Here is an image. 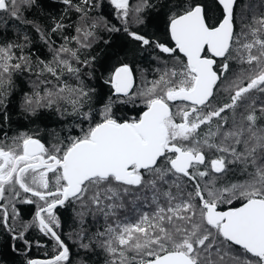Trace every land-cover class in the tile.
<instances>
[{
	"label": "snow or ice",
	"instance_id": "snow-or-ice-1",
	"mask_svg": "<svg viewBox=\"0 0 264 264\" xmlns=\"http://www.w3.org/2000/svg\"><path fill=\"white\" fill-rule=\"evenodd\" d=\"M60 2L79 13L74 24L63 16L41 21L40 10L47 7L42 0H0V20L26 29L22 42L0 44V127L8 120L13 75L25 72L35 79L21 94L23 114L54 108L88 121L87 127L77 124L79 135L69 128L51 148L28 132L0 142V201L11 192L12 218L20 215L13 199L36 205L32 222L21 221L19 231L3 208L0 226L25 245L33 226L54 241L51 259L27 264H72L54 211L67 203L78 205L77 246L85 254L103 249L107 264H264V95L254 94H264V7L259 15L242 11L237 23V0H213L215 8L199 0H167L162 7L174 41L169 47L135 30L157 7L155 0H110L120 26L90 14L96 0ZM73 27L75 35L66 34ZM28 29L52 52L51 60L25 54ZM98 29L122 31L140 48L158 49L176 62L168 67L165 61L158 79L138 93L131 91L133 68L121 63L105 81L112 94L97 98L96 119L95 89L82 78V68L95 57L81 59V52L99 39ZM54 33L63 39L58 46ZM230 61L247 67L225 76ZM221 89L227 98L218 103ZM137 96L144 110L116 118L114 106L135 103ZM98 216L102 230L90 231L89 217Z\"/></svg>",
	"mask_w": 264,
	"mask_h": 264
},
{
	"label": "trees",
	"instance_id": "trees-1",
	"mask_svg": "<svg viewBox=\"0 0 264 264\" xmlns=\"http://www.w3.org/2000/svg\"><path fill=\"white\" fill-rule=\"evenodd\" d=\"M40 2V0H38ZM47 5L40 10L39 18L43 21L46 17L59 18L63 16L66 24H74L78 20L79 13H76L73 9L67 8L60 0H42ZM79 0H74V3H78ZM98 7L93 8L90 13L92 16H102L109 20L111 23L120 26L119 20L115 15V9L111 6L110 0H96ZM135 2V0H133ZM157 7L150 9L146 12L145 24L139 26L137 29L142 34L150 39L164 43L169 47H173L170 35L167 31V10L162 7L167 0H155ZM201 3L207 4L209 7L215 8L213 0H199ZM238 7L236 10L237 23H239L240 13L243 11L248 13L250 10L253 14L259 15L262 7H264V0H238ZM22 12L30 19L37 18L33 11ZM215 18H220V12L215 10ZM48 23H51V19H48ZM215 23V20H213ZM16 21L11 19L0 20V44L5 42H18L23 41V35L25 34V26L16 27ZM9 25H12L9 27ZM47 26V25H46ZM31 42L24 48L25 54L31 56L33 60L37 58L51 60L52 52L49 48L39 39L34 31L28 29ZM68 35H75L74 27L68 28L66 31ZM99 39L92 44L90 49L82 50L81 59L85 57L91 59V64L88 67L82 68V78L85 83L95 89L92 93L93 100L91 102L93 117L98 119L97 113L101 107L98 102L99 97L107 99L112 94L111 85L105 83L110 77L114 69L120 66L121 63H128L133 68V73L136 77V84L132 90V93H138L145 87H150V81L158 79L160 73L158 68H164L165 61H168L167 66L171 67L176 61L170 58L164 53H160L158 49L148 47L142 49L137 42L130 40L124 32H108L106 30H97ZM52 39L56 42V46L63 43V39L59 34H52ZM107 41V43H105ZM75 46V45H73ZM18 51V50H17ZM180 59L184 57L177 53ZM220 60L217 59L219 65ZM230 72L225 76H231L233 73L240 71L241 67H247V65H237L235 61H230ZM83 73H90L89 75H83ZM67 78V77H66ZM34 80L35 76L30 73H15L13 75V81L16 85L12 94L9 97V111L8 120L3 127H0V142H11L10 137H13L19 133L28 132L29 134H36L37 137L45 143L46 147L51 148L55 143H58L63 138L69 135V128H71V135H79L80 124L83 127H87L88 121H80L77 116L65 114L61 116L55 109L42 110L35 116H29L21 112V99L22 92L30 91L29 80ZM70 83H74L69 78ZM257 97H261L264 94L254 93ZM227 98V93L221 89L217 96V102H222ZM141 98L137 96L135 103L117 104L113 108V112L116 118L120 120L131 119L137 117L144 110L143 103L140 102ZM260 100L257 99V104ZM176 105V104H172ZM85 111L88 110V106H85ZM175 110V108L173 109ZM5 133L7 134L5 136ZM51 177L52 174L50 173ZM191 190V184L188 185ZM22 193V190H21ZM30 197L29 194H23ZM12 198L11 192L6 193V198L3 200V208H7L10 216V223L16 226V230L19 231L20 222L24 221L31 223L36 210V205L23 204L18 199L15 201L16 209L20 215L12 218L9 199ZM35 199V198H33ZM42 203V202H41ZM239 204V201L235 202L232 207ZM228 205H221V208L226 210ZM0 208V212L3 211ZM78 205L67 203L63 207H57L55 213L60 220V227L57 230L61 239L69 246L71 251L72 264H80V261H87V264H107L108 254L101 248L97 247L94 250L84 253L82 249L77 246L76 233L79 230V223L76 217ZM144 211L151 212L152 207H144ZM104 221L98 216L95 220L91 217L88 219V227L90 231L102 230ZM36 228V229H35ZM38 226L31 227L25 233V239L30 243L25 245L22 240L13 239L12 233L8 232L3 226H0V264H27L28 259L35 258H52L55 255L54 241L43 233L38 232ZM11 238V239H10ZM37 241V243H35ZM35 243V244H33ZM238 248V247H237ZM21 251V252H20ZM20 255V256H19Z\"/></svg>",
	"mask_w": 264,
	"mask_h": 264
},
{
	"label": "flooded vegetation",
	"instance_id": "flooded-vegetation-1",
	"mask_svg": "<svg viewBox=\"0 0 264 264\" xmlns=\"http://www.w3.org/2000/svg\"><path fill=\"white\" fill-rule=\"evenodd\" d=\"M171 39V38H170ZM171 42L173 43V45H174V42L171 40ZM179 54H181V53H179ZM166 55H168V54H166ZM182 55V54H181ZM183 56V55H182ZM119 67V66H118ZM134 78H135V84H136V77H135V75H134ZM135 86V85H134ZM170 103V105H172L173 103L174 104H179L180 102L179 101H177V102H169ZM2 203H3V201H1L0 202V208H3V206H2ZM14 204H15V201L13 202ZM15 207H16V204H15ZM35 259H49V258H35Z\"/></svg>",
	"mask_w": 264,
	"mask_h": 264
},
{
	"label": "water",
	"instance_id": "water-1",
	"mask_svg": "<svg viewBox=\"0 0 264 264\" xmlns=\"http://www.w3.org/2000/svg\"><path fill=\"white\" fill-rule=\"evenodd\" d=\"M238 1V0H237ZM174 42V41H173ZM182 54V53H181ZM183 55V54H182ZM217 59H219V58H217ZM134 74V73H133ZM134 85H135V78H134V83H133V87H132V90H133V88H134ZM131 90V91H132ZM177 102V101H176ZM30 195V194H29ZM1 202V201H0ZM59 207V206H58ZM227 210V209H226ZM237 247H239V246H237ZM49 259H51V258H49ZM36 260H45V259H36Z\"/></svg>",
	"mask_w": 264,
	"mask_h": 264
},
{
	"label": "bare ground",
	"instance_id": "bare-ground-1",
	"mask_svg": "<svg viewBox=\"0 0 264 264\" xmlns=\"http://www.w3.org/2000/svg\"><path fill=\"white\" fill-rule=\"evenodd\" d=\"M35 213V212H34ZM33 218V217H32ZM36 229V228H35ZM39 232V231H38ZM40 233V232H39ZM41 234V233H40ZM11 239V238H10ZM23 242V241H22ZM35 243H37V241L35 242ZM35 243H33V244H35ZM21 252V251H20ZM20 256V255H19Z\"/></svg>",
	"mask_w": 264,
	"mask_h": 264
}]
</instances>
